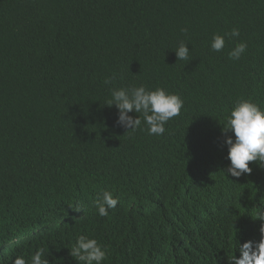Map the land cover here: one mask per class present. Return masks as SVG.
<instances>
[{"label":"trees","instance_id":"obj_1","mask_svg":"<svg viewBox=\"0 0 264 264\" xmlns=\"http://www.w3.org/2000/svg\"><path fill=\"white\" fill-rule=\"evenodd\" d=\"M141 85L184 100L161 136L118 126L105 105ZM242 99L264 109V0H0V264L41 248L79 264L80 235L108 250L102 264H210L261 238L257 164L224 172L223 125ZM104 190L119 203L102 217Z\"/></svg>","mask_w":264,"mask_h":264},{"label":"clouds","instance_id":"obj_2","mask_svg":"<svg viewBox=\"0 0 264 264\" xmlns=\"http://www.w3.org/2000/svg\"><path fill=\"white\" fill-rule=\"evenodd\" d=\"M187 31V29H183ZM240 31L233 28L223 35L215 34L211 41V50L222 51L226 41L238 38ZM189 44L181 42L175 49L178 61H189L191 51ZM247 50V43H238L229 53V58L239 60ZM117 109L118 126L129 130L141 129L146 125L149 135L161 136L166 132L165 125L174 117L180 115L184 108V100L179 94L167 92L158 87L149 90L146 86L113 89L111 96L105 103ZM138 113L133 117L130 113ZM142 117V119H141ZM225 139L223 143L228 148L230 166L224 171L227 175L239 178L250 174V162H255L258 168L255 171L253 182L260 187L262 198L259 203L258 220L262 224L259 231L261 238L248 237L239 242L233 250L216 252L209 257L210 264H264V179L260 177L259 167L264 168V109L251 100H239L232 109L223 125ZM232 132L233 136L227 135ZM119 198L109 190H104L96 200L98 214L102 217L109 214V209H115ZM82 208H77V211ZM70 249V255L79 264H102L107 259L108 250L96 239L80 235ZM14 264H50L41 248L28 260L23 256L15 257ZM193 264V263H191Z\"/></svg>","mask_w":264,"mask_h":264}]
</instances>
